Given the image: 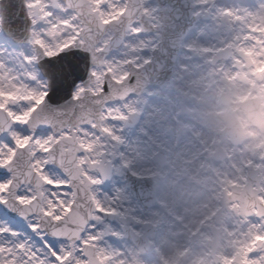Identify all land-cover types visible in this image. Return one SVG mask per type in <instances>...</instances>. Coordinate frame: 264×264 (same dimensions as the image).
Masks as SVG:
<instances>
[{
	"label": "rangeland",
	"instance_id": "obj_1",
	"mask_svg": "<svg viewBox=\"0 0 264 264\" xmlns=\"http://www.w3.org/2000/svg\"><path fill=\"white\" fill-rule=\"evenodd\" d=\"M141 1L144 12L151 15L155 23H160L161 6L158 2ZM192 1L196 13L209 12V16L199 19L187 33L170 84L184 87L185 83L194 82L200 86L196 90H203L204 84H208V87L207 90H203L204 93H200L201 96H192V94L190 97L182 96L181 106L186 107L182 115L183 119L190 121V130L195 128V130L215 133L225 126L226 114L234 112L241 120L244 129L250 131V124L240 100L250 95V85L256 88L255 92L264 100V0ZM91 3L104 20H109L120 14L127 0H91ZM27 5L33 20L32 34L28 42H16L4 34L0 14V105L12 116V124L5 133H14L24 144L30 140L27 134L30 129L26 127L25 122L48 90L47 77L37 64L35 44L40 43L49 55L57 53L62 46L74 41L81 28L76 12L68 8L63 0H27ZM140 28L141 23L136 20L127 32L123 45L108 54L106 64L93 67L96 79L89 85L92 90L99 91L103 88L105 71L110 70L113 77L122 79L128 73V60L141 65L151 58L152 50L161 38L160 31L141 32ZM112 34L113 32L109 30L97 46H103ZM226 45L232 47V54L229 57L221 58L215 64L206 61L217 49ZM241 52L248 57L251 56L253 59L251 64L244 60ZM84 88L83 82L79 81L75 86L74 94H83ZM226 88L232 92V100L228 104L216 100L218 92ZM155 93H158L157 89L150 86L140 98L132 95L125 100L108 102L103 108L102 125L111 132H98L101 137L98 145L92 124H83L78 128L77 137L80 143L89 147V152L97 147V151L104 152L114 166L116 173L109 181L102 180L98 169H91L92 175L101 180V183L93 185L92 191L105 207L115 209L117 214L124 201L119 168L124 163L131 164L133 159L129 137L138 134L141 129L147 131L144 123L151 122L152 115L144 116L139 127H130L126 130L119 116L126 115L129 111V105L125 101L132 105V109L143 106L140 100H143L144 104L148 103L150 107L154 100L151 95ZM178 100L175 98L171 103L173 116L176 118L180 117L175 113ZM156 107L158 108L157 103ZM89 125L92 127L89 128ZM21 132L24 134L21 135ZM36 134L44 137V142L51 146L60 136L69 134V129L67 127L60 132H53L52 129L47 128ZM112 134L119 136L120 139L113 140ZM123 135L128 137L124 151L121 148ZM3 139L5 138L0 137V140ZM256 140L257 137L253 139ZM224 144L229 146L230 154L220 165L225 173H232L233 179L241 180L244 177L245 164L250 160V138L235 147H230L227 142ZM48 171L57 177L65 175L55 163L48 165ZM8 178V175L0 174V180ZM128 206L127 208H130ZM5 221L6 218L0 217V223ZM90 221V234L99 237L95 246L104 251L108 257L113 258L112 264H119V261L134 264L136 255L133 251H129L131 242L124 238L117 221L105 218L97 211L93 213ZM244 229L239 230L242 240L251 239L253 228H250V235H246ZM139 262L150 264L149 260L148 263L142 260ZM101 264L107 262L102 261Z\"/></svg>",
	"mask_w": 264,
	"mask_h": 264
},
{
	"label": "flooded vegetation",
	"instance_id": "obj_2",
	"mask_svg": "<svg viewBox=\"0 0 264 264\" xmlns=\"http://www.w3.org/2000/svg\"><path fill=\"white\" fill-rule=\"evenodd\" d=\"M250 60L251 64V56ZM171 81L149 85L143 92L132 94L140 98L150 86L158 92L151 95L154 100L150 107L140 100L142 107L119 116L126 130L139 127L144 116L152 115L151 122L144 123L147 131L141 129L129 137L132 163L119 168L124 201L118 223L124 238L131 242L129 251L136 255L134 264H142L141 260H149L150 264H251L248 252L264 244V228L257 219L264 218V129L250 119V131L241 142L233 141L231 134L224 135L222 130H190V121L182 116L186 111L181 106L182 96H201L208 84H204L203 90H196L200 86L194 82L182 87L170 84ZM224 90L218 92L216 100L228 104L232 92L229 102H225ZM255 90L250 85L247 97L250 104L253 99L262 104L264 120V100ZM175 98L180 99L175 108L179 118L173 116L171 103ZM134 111L140 115L135 123L127 125L124 118ZM255 137L257 140L253 141ZM249 138L250 160L245 164L244 177L233 179L232 173H225L220 165L230 154L224 142L235 147ZM127 140L126 135L121 137L123 151ZM89 151L88 147L86 152ZM249 165L256 199L249 186ZM114 173L113 168L112 177ZM244 199L249 201L244 204ZM242 228L246 235L253 228L251 239L242 240ZM130 231L145 237L134 239L128 235Z\"/></svg>",
	"mask_w": 264,
	"mask_h": 264
},
{
	"label": "water",
	"instance_id": "obj_3",
	"mask_svg": "<svg viewBox=\"0 0 264 264\" xmlns=\"http://www.w3.org/2000/svg\"><path fill=\"white\" fill-rule=\"evenodd\" d=\"M63 1L68 8L76 11L82 26L75 41L63 46L57 53L49 55L40 43L35 44L38 66L48 79L46 95L51 91V98L47 100L45 95L32 110L26 121V126L36 133L47 128L54 132H60L69 127L70 133L61 136L51 147L74 154L78 149L88 151V148L82 145L77 138L78 128L81 124H93L99 131L104 129L101 123L102 110L107 102L141 93L148 85H162L172 80L179 50L186 33L194 26L198 18H207L209 13L195 14V4L192 0H157L161 6L159 11L162 21L155 23L154 18L144 12L141 0H127L124 10L119 16L104 20L99 15L98 9L93 8L91 0ZM9 5L11 7H8ZM0 12L4 33L16 42H28L32 34L33 20L29 14L27 0H0ZM137 17L141 23L140 31L154 32L158 30L161 33V39L154 47L151 58L141 65L128 61L129 72L121 80L114 78L111 71L107 70L104 73L103 88L99 91L92 90L89 85L96 79L93 66L106 64V56L124 43L126 34ZM110 29L114 32L113 35L103 47L97 49V44ZM231 53L232 47L226 45L219 48L209 61L216 63L223 57H229ZM241 56L250 64V57L244 52H241ZM80 80L86 87L83 94L75 96L74 88ZM105 85L107 90H105ZM222 95L223 100L229 102L230 90L225 89ZM253 100L250 104V97L243 99L240 105L247 115L249 124L251 119L253 124L264 129L262 104L258 99ZM139 115V112H131L129 117L124 118L125 123L127 125L135 123ZM225 123L222 131L224 135L230 133L233 141L241 142L247 137L248 132L245 131L241 120L234 112L225 116ZM11 124L12 116L6 108L0 105V132H6ZM55 164L62 170L58 163ZM248 167L251 188L250 165ZM95 168L99 170L103 180L111 178L113 164L105 153H102L100 164ZM7 173L8 169H0L1 175H8ZM251 190L252 196L255 198L256 193L252 188ZM252 196H250V206L253 203ZM243 201L245 204L249 199ZM94 211L96 210L93 208L91 215L88 216L89 221ZM102 214L105 218L117 222L121 219V216L113 212ZM128 235L134 239H144L143 237H145V235H134L132 231Z\"/></svg>",
	"mask_w": 264,
	"mask_h": 264
},
{
	"label": "snow or ice",
	"instance_id": "obj_4",
	"mask_svg": "<svg viewBox=\"0 0 264 264\" xmlns=\"http://www.w3.org/2000/svg\"><path fill=\"white\" fill-rule=\"evenodd\" d=\"M93 131L98 145L100 131ZM27 134L30 140L24 144L14 133L0 132L5 138L0 140V169H8L9 176L0 180V217L6 218L0 223V264H112L113 258L95 247L99 237L90 234L88 220L93 208L98 213L115 212L92 191L93 185L101 183L91 169L100 164L102 153L96 147L72 154L50 147L34 130ZM50 163H58L65 175L51 174ZM257 219L264 228V218ZM248 260L264 264V244L253 247Z\"/></svg>",
	"mask_w": 264,
	"mask_h": 264
},
{
	"label": "bare ground",
	"instance_id": "obj_5",
	"mask_svg": "<svg viewBox=\"0 0 264 264\" xmlns=\"http://www.w3.org/2000/svg\"><path fill=\"white\" fill-rule=\"evenodd\" d=\"M126 102V104H128L129 106H128V110H131L132 109V105L131 104H129L128 103V101H125Z\"/></svg>",
	"mask_w": 264,
	"mask_h": 264
}]
</instances>
